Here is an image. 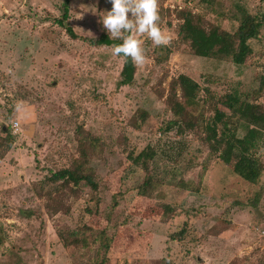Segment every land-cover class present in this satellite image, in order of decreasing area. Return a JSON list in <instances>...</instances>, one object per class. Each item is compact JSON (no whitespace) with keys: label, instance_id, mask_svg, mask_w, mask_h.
Returning <instances> with one entry per match:
<instances>
[{"label":"rangeland","instance_id":"rangeland-1","mask_svg":"<svg viewBox=\"0 0 264 264\" xmlns=\"http://www.w3.org/2000/svg\"><path fill=\"white\" fill-rule=\"evenodd\" d=\"M110 9L108 0H0V135L9 128L15 136L0 163V264H85L89 258L58 237L84 226L116 231L108 264L264 261V195L251 204L264 174L260 186L235 175L203 143L202 128L184 138L168 131L166 103L172 81L186 75L216 97L261 89L264 105V27L245 65L196 57L180 36L188 17L207 31H233L242 10L264 15V0H157L169 43L138 37L145 62L132 85L122 83L124 59L112 55L100 23ZM79 127L101 142L92 157L100 193L65 191L52 213L37 190L78 157ZM149 148L162 183L152 198L136 194L145 173L129 160ZM259 154L264 164V149Z\"/></svg>","mask_w":264,"mask_h":264},{"label":"trees","instance_id":"trees-1","mask_svg":"<svg viewBox=\"0 0 264 264\" xmlns=\"http://www.w3.org/2000/svg\"><path fill=\"white\" fill-rule=\"evenodd\" d=\"M199 2L211 6L213 0H199ZM67 12L65 5V18L68 16ZM238 20L239 24L233 31H223L218 28L207 31L200 24L195 23L194 19L188 17L181 27L180 36L183 41L190 43L196 57L245 65L254 51L252 42L259 38L264 27V15L242 10ZM69 32L72 34L71 30ZM119 43H121L119 39L107 41V45L111 47ZM96 44H100L99 41ZM161 54H164L166 59L170 50ZM119 56L124 59L121 81L132 85L135 81L136 65L130 58L122 54ZM178 88L180 95L177 92ZM254 93V97H245L239 93L216 97L210 89L204 88L189 76L180 75L172 81L166 99L173 117L168 123V131L176 129L178 136L184 138L185 135L202 128V141L210 151L222 163L231 167L235 175L249 184L260 186L264 174V164L259 154L264 149V105L258 102L262 94L261 89ZM208 111L213 112L214 115L206 120ZM2 133L4 136L0 135V163L15 143V136L9 128ZM77 134L78 157L72 160L68 168L46 176L37 190L40 197L47 199L46 207L49 212L53 213L54 208L56 209L58 199L55 196H61L65 191L75 195L82 188H89L96 199L100 193V184L92 165V157L100 151L101 142L84 128L79 127ZM177 149H180L181 156L184 151L181 143H177ZM156 156L157 152L149 148L129 158L134 169L140 167L145 173L143 184L136 193L140 197L152 198L162 184L152 172L151 165ZM132 171L134 170L131 169L130 172ZM191 186L184 185L186 189H192ZM263 195L264 188L261 187L251 204L258 207ZM117 204L118 201H115V205ZM162 209L164 218L172 217L174 210L171 206L163 205ZM58 237L66 249L78 250L81 256H87L89 260L85 264H108L116 231L111 233L108 229L96 230L84 226L67 234L59 231ZM257 264H264V261Z\"/></svg>","mask_w":264,"mask_h":264},{"label":"clouds","instance_id":"clouds-1","mask_svg":"<svg viewBox=\"0 0 264 264\" xmlns=\"http://www.w3.org/2000/svg\"><path fill=\"white\" fill-rule=\"evenodd\" d=\"M111 9L101 13L100 23L109 39L118 38L121 43L112 48V55L122 54L130 58L134 65L145 62L141 34L157 46L167 45L169 37L159 24L157 0H108Z\"/></svg>","mask_w":264,"mask_h":264},{"label":"built area","instance_id":"built-area-1","mask_svg":"<svg viewBox=\"0 0 264 264\" xmlns=\"http://www.w3.org/2000/svg\"><path fill=\"white\" fill-rule=\"evenodd\" d=\"M18 127H19V123H15L13 129H14V133H16L18 131Z\"/></svg>","mask_w":264,"mask_h":264}]
</instances>
